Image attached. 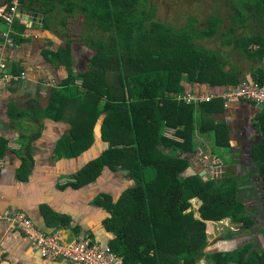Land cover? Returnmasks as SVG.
I'll return each mask as SVG.
<instances>
[{
	"label": "trees",
	"instance_id": "16d2710c",
	"mask_svg": "<svg viewBox=\"0 0 264 264\" xmlns=\"http://www.w3.org/2000/svg\"><path fill=\"white\" fill-rule=\"evenodd\" d=\"M19 2L29 11H35L37 3H45L42 14L58 4L70 17L82 15L95 33L88 69L75 77L70 71L59 90L51 92L43 113L52 112L55 119L70 123L69 133L62 138L70 155L84 149L81 140L91 141L93 128H99L107 146L79 177L92 180L107 166L126 172L133 183L115 201L106 194L96 199L109 214L104 221L113 234L109 249L124 264H199L202 259L211 264H264V254L252 245L221 252L208 242V220L230 218L242 221L245 227L253 224L236 197L235 180L222 175L204 179L199 172L186 174L202 148L198 132H211L217 145H229L225 140L229 129L208 121L212 113L225 107L222 93L241 83L235 67L224 69V56L238 52L264 62V36L244 30L246 22L260 24L264 19V0H243L241 8L229 14L232 25L226 32L219 27L223 20L220 24L213 16H208L207 26L201 29L196 28L194 18L186 19V27L166 25L149 0ZM3 24L0 22V28ZM16 25L14 22L13 27ZM12 32L11 38L17 42L19 36ZM216 36L221 38V55L195 42ZM49 55L56 63L71 65L68 45L44 56ZM10 69L13 75L21 72ZM184 75L189 87L207 84L224 88L210 94L207 101L188 103L182 94L196 96V88L185 92ZM75 79L79 85L73 84ZM253 80L264 86V70L255 71ZM254 128L261 133V140L253 145V156L264 179V105ZM204 155L202 151L200 159ZM192 198L202 201L199 218L194 211H186Z\"/></svg>",
	"mask_w": 264,
	"mask_h": 264
},
{
	"label": "crops",
	"instance_id": "0c3cea01",
	"mask_svg": "<svg viewBox=\"0 0 264 264\" xmlns=\"http://www.w3.org/2000/svg\"><path fill=\"white\" fill-rule=\"evenodd\" d=\"M1 1L0 4L3 5L9 0L5 3ZM45 6V3H37L34 6L35 11L31 10L32 13L39 15H35L36 20L33 21L36 27L32 29V34L36 35V38L22 39L18 28L21 30L23 27L17 23L18 26L13 27L14 24L7 26L3 22L0 28V54L5 57L8 70L15 67L24 74L23 80L10 82L0 88V213L4 210H20L41 231L58 232L65 238L85 235L98 242L100 246H104L113 234L104 224L109 214L104 207L96 203V199L100 200L101 196L106 194L115 201L120 193L133 183L126 172L112 171L107 166H103L92 180L79 177L87 164L99 156L107 146L101 138L99 128H93L92 140H86L89 145H85L79 153L70 155L69 149L66 150L64 147L66 141L62 142V138L70 131V123L68 120L55 119L52 112L43 113L51 92L59 90L70 76V66L73 63L71 60V65L69 63L67 67L64 63L48 59L52 57L51 55L47 57L44 55L56 53L68 45L70 61V49L72 50L80 38L87 35L90 27L88 23L89 27L86 26L85 30L80 29L81 34L79 28L75 27V33L70 39V26L73 24L71 20L77 18V25L81 26L83 16L79 14L78 17L76 15L70 17L58 4H54L53 9L47 14H42ZM56 27L64 30L59 33ZM12 31L19 36L17 42L21 43L13 41ZM6 32L14 43L13 47L4 41L3 35ZM72 39H75L76 43ZM243 59L245 61L243 66H247V62L252 69H249V76H245L243 69L235 67L241 74V82L254 83L253 73L264 70V62H257L245 56ZM258 64V67H253ZM87 69L88 60L82 72ZM194 86L198 87L197 92L207 93L220 92L224 88L211 87L207 84ZM261 112V105H249L243 100H234L225 104L222 110L212 113L211 120L208 121L216 125L223 124L229 129V134L225 137L229 144L225 146L227 154L231 150L232 153L243 154L240 155L241 170L246 171L244 179L249 185L245 184V188L237 186L240 195L238 198L244 204L245 213L253 221L250 226L254 224L256 226L255 230H252L254 232L249 234L242 229L236 231L233 228L236 225L229 224L228 232L214 240L213 245L217 251H233L245 245H252V249L260 251L264 247V195H262L264 179L258 169L259 162L253 156V145L261 140V133L254 128ZM100 122L101 118L97 122L98 125ZM209 135H212L216 143L211 132L202 131L196 134L201 146L205 141L209 142L207 138ZM83 141L85 139L81 140ZM210 149L204 153L211 155L212 159H219L223 168L230 170L233 158L229 155L230 158L213 155L211 154L213 150ZM202 151L203 147L197 154L202 156ZM200 156H197L192 164H197ZM202 168L204 167L200 165L199 171ZM203 172L204 170L200 173ZM207 173L209 175L205 177L206 179L213 176L210 175V170ZM257 186L263 187L261 193L253 191L247 195L248 191L256 189ZM243 189L244 192L241 194L240 191ZM249 196L253 197L249 203H245L247 199L243 198ZM252 206H255V209H252ZM64 219L67 220L63 222ZM221 221L208 222L217 225ZM230 232L232 235L228 237ZM201 261L208 264L204 259ZM0 264L74 263L61 258L40 257L23 232L10 227L0 218Z\"/></svg>",
	"mask_w": 264,
	"mask_h": 264
},
{
	"label": "rangeland",
	"instance_id": "374dc122",
	"mask_svg": "<svg viewBox=\"0 0 264 264\" xmlns=\"http://www.w3.org/2000/svg\"><path fill=\"white\" fill-rule=\"evenodd\" d=\"M242 4H243V0H149V5L152 7L154 6L153 8L156 10V16L158 17V19L161 20L166 25H173L174 27H177V28H179L180 26L186 27L187 22L189 21L188 20L187 22H185L186 19L194 18V19H196V28L201 29V28L207 26L206 19L208 18V16H213L217 21L220 22V24L223 20L222 26H219V25L218 26L220 28L222 27V29L225 32L228 31L227 29L230 27V25H232V22L229 21V19H228L229 14H234L236 8L240 9ZM75 15H76V17H78L79 14H75ZM71 21H73L72 22L73 24L70 26V35H69L70 39L75 33V27L77 29L79 28L78 29L80 31L79 34H81L82 31L80 29L85 30L86 26L89 25L85 21V19L83 20V24L81 26L77 25V18L75 20H71ZM261 23L264 24V19H262V21L260 20V24L253 22V20L250 22H246L244 30L248 34H252L255 31H259L264 36V26H262ZM61 25H63V22H61ZM33 26H34V24H32V23L29 26H22L23 28L20 30V33H21L20 36L22 39L28 40L31 37L36 38L35 37L36 35L32 34V29L35 28L36 26H34V27ZM56 29L59 33L62 30H64V28L62 30H60L58 27H56ZM93 36H94L93 29L91 27H89L87 35L80 38L77 43H76L75 39H72L76 43L75 46L72 47V50L70 49V57H71V60L73 62L72 65L70 66V71L72 73V75H71L72 77H75L77 74L82 72L83 69L86 68L87 60L90 57V55L92 54L91 41L93 38H95ZM219 41H221V38L219 36H216L213 39H200V40L196 39L195 40L196 44L199 47H205L208 49H215V50H217L216 52H219L221 55L222 54V48H221V46H219V44H221V42H219ZM17 43L19 44L21 42H17ZM9 46L13 47L14 43L11 42V44ZM255 48H257V47H255ZM224 57H225V60L227 61L226 66L224 67L225 70H228L231 67H240V69H243L245 76H249V69H252V67L247 62H246L247 66H243V64L245 62L243 59L244 58L243 55H240V53H238V52H235V53L233 52V53L226 54ZM258 66H259V64L256 66H253V67L256 68ZM246 68H248V69H246ZM186 82H187L186 76L184 75L182 77V83H183V86H185L184 88H185L186 93L191 92L192 88H198L196 86L189 87V85L186 84ZM73 84L79 85V81L77 79H75ZM195 93H196L197 98H203L204 99L206 97H211L210 94L213 92H208L209 93L208 94L207 92H197L196 91ZM182 97H183V94H182ZM207 138L209 139V142L205 141V143L202 144L203 152H208V150L211 148L213 150V152L211 154H213V155H217V154L221 155V158H230L229 156H231L233 158V160H232L231 165L229 167L230 170L223 168L219 159H215V158L212 159L211 155L205 154V156H203L200 160H198L199 163L197 162V164H192V167L191 168L189 167L187 169L188 173H186V174H192L195 172H199V174H200V172L204 170V172L201 173L200 175H203V178L205 179V177H207L209 175L207 172L210 170V175H213L212 177H218L219 175H222V176L229 175L232 178H234L235 183H238L237 186H242L245 188V184L249 185L248 181H246V179H244L246 171L241 170L242 167H241V162H240V155H243V154L240 152L237 154L235 152L232 153V150L229 154H227V148L225 146L221 147V146L217 145L214 142L212 135H209ZM86 140L87 139H85V141L82 142L83 146L89 145V144H87ZM208 145H210V146L208 147ZM197 156H200V155L197 154L196 158H197ZM200 165H202L204 168H202V170L199 171ZM247 187H249V186H247ZM249 188H253V187L250 186ZM262 188L263 187H261V186H257L256 189H253L252 191L251 190L248 191L247 195L252 194L253 191H260V193H261ZM243 192H244V189L240 191L241 194ZM262 195H264V192L262 193ZM236 197L240 198V195H237ZM251 197H253V196H249V198H243V199H247L245 201V203H249L251 200ZM190 201H191L192 205L186 211L192 210L195 212L196 217H198V218L201 217L200 214L198 213V209H197V207L199 206V203H200V199L198 200L196 198H192ZM249 207H250V205H249ZM252 209H255V206H252ZM228 219L229 218L222 219V221L218 222L217 225H214V223L208 222L209 220L206 221L207 222L206 231H207V235H208V242L215 243L214 240L216 238L226 234L228 232L229 224L233 225V226L236 225L235 227H233L236 229V231H240V229H242L244 227V232L247 231L249 234H252L254 232L252 230H255V227H256L255 224L253 226L245 227L244 223L242 221H239L237 223V222H234V221L228 220ZM224 221H225V223H224ZM226 223H228V225ZM263 224H264V222H263ZM246 228H248V230H246ZM240 243L241 242H239V244ZM234 245H238V244H234ZM207 251L208 252L213 251V249L208 248ZM258 252H261L264 254V247ZM200 264H204V262L200 261Z\"/></svg>",
	"mask_w": 264,
	"mask_h": 264
},
{
	"label": "built area",
	"instance_id": "2783aa9c",
	"mask_svg": "<svg viewBox=\"0 0 264 264\" xmlns=\"http://www.w3.org/2000/svg\"><path fill=\"white\" fill-rule=\"evenodd\" d=\"M18 0H12L10 5L0 7V19L10 25L14 19L22 26H29L32 22L26 16H20L18 12ZM4 41L10 45L12 39L8 33L3 35ZM24 79V74L13 75L9 72L5 57L0 54V88L10 82H17ZM182 97V96H181ZM226 103L234 100H249L258 105H264V86L255 83L241 82L237 86L222 93ZM187 102L207 101L210 97L197 98L188 94L182 97ZM7 225L20 230L29 239L33 249L38 251L42 258H61L74 264H124L120 256L112 252L107 245L100 244L90 237L82 235L77 238H65L58 232L46 233L37 229L34 223L26 214L20 210H4L0 213Z\"/></svg>",
	"mask_w": 264,
	"mask_h": 264
},
{
	"label": "clouds",
	"instance_id": "9594fccd",
	"mask_svg": "<svg viewBox=\"0 0 264 264\" xmlns=\"http://www.w3.org/2000/svg\"><path fill=\"white\" fill-rule=\"evenodd\" d=\"M11 2H12V0H9L8 1V3H5V4H3V5H1L0 4V7L1 6H7V5H10L11 4ZM18 2H19V0H18ZM18 12H19V14H20V16H26L27 18H28V20L29 21H31L32 22V24H34V22L33 21H35L36 20V18L34 17V15L33 14H35V13H32L31 11H26V10H24L23 9V7H22V3H20L19 2V7H18ZM1 20V19H0ZM3 21V20H2ZM4 22V21H3ZM14 22H16L17 24H19V22H18V19H14L12 22H11V24H14ZM7 25V24H6ZM20 25V24H19ZM7 26H9V25H7ZM20 26H22V25H20ZM8 33V32H7ZM9 34V33H8ZM256 84V83H255ZM243 100V99H242ZM244 101V100H243ZM247 101L248 100H245V102L247 103ZM252 102V101H251ZM229 103V102H228ZM228 103H226V104H228ZM255 103V102H254ZM256 104V103H255ZM256 105H258V104H256ZM262 106V105H261ZM200 159V158H199ZM203 176V175H202ZM196 199H198L199 200V198H196ZM200 203H202L201 202V200H200ZM199 203V206L201 205ZM199 206L197 207V209L199 208ZM209 221H211V220H209ZM218 221H220V220H218Z\"/></svg>",
	"mask_w": 264,
	"mask_h": 264
},
{
	"label": "water",
	"instance_id": "95a60500",
	"mask_svg": "<svg viewBox=\"0 0 264 264\" xmlns=\"http://www.w3.org/2000/svg\"><path fill=\"white\" fill-rule=\"evenodd\" d=\"M33 15H34V17H35V15L37 16L38 14L35 13V14H33ZM38 16H39V15H38ZM200 174H201V173H200ZM242 231H243V228H242ZM234 233H235V232H234ZM231 235H232V233L230 232V233L228 234V237H230ZM205 262H206V260H205ZM207 263L210 264L211 262L208 261Z\"/></svg>",
	"mask_w": 264,
	"mask_h": 264
},
{
	"label": "flooded vegetation",
	"instance_id": "af4514ba",
	"mask_svg": "<svg viewBox=\"0 0 264 264\" xmlns=\"http://www.w3.org/2000/svg\"><path fill=\"white\" fill-rule=\"evenodd\" d=\"M7 0H2L1 1V3H5ZM243 230H244V227H243ZM238 234H240V233H238Z\"/></svg>",
	"mask_w": 264,
	"mask_h": 264
}]
</instances>
